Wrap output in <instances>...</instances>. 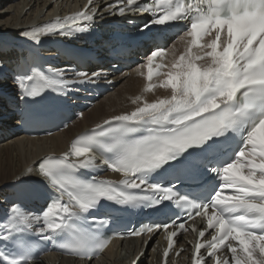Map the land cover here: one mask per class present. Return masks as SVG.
Instances as JSON below:
<instances>
[{
	"label": "snow or ice",
	"instance_id": "6c2138e0",
	"mask_svg": "<svg viewBox=\"0 0 264 264\" xmlns=\"http://www.w3.org/2000/svg\"><path fill=\"white\" fill-rule=\"evenodd\" d=\"M93 3L87 0L82 10L62 21L20 30L17 39L28 42L27 56L9 55L0 44V106L2 85L10 79L15 92L8 105L21 125L52 122L56 106L42 103L50 93L62 98L75 86L98 79V72L45 67L35 51L43 37L88 33L99 10ZM107 11L121 17L147 15L139 25L129 21L138 34H151L154 26L187 28L180 37L187 41L186 48L161 83L171 88V95L141 103L137 97L130 113L113 116L90 134L78 136L59 158H41V187L33 195L43 204L32 213L23 211L19 200L7 201L0 223V264H31L36 253L26 241L32 233L43 241L71 235L74 250L91 258L108 240L77 225L103 227L106 220L92 215L102 201L154 212H163L175 201L186 216L131 230L139 236L163 227L165 258L174 238L188 230L182 221L195 213L206 220V228L193 245L191 264H207L208 259L213 264H264V0H116ZM213 31L214 39L200 43ZM118 39L119 34L108 42L114 58L126 53L122 43H114ZM164 55L163 46L147 55L149 80L168 67L153 64ZM69 73L72 79L66 78ZM105 167L123 178L95 175ZM81 171L89 174L81 177ZM170 226L176 230L167 231ZM209 230H214L211 239L201 242ZM224 249L230 255H218Z\"/></svg>",
	"mask_w": 264,
	"mask_h": 264
},
{
	"label": "bare ground",
	"instance_id": "6f19581e",
	"mask_svg": "<svg viewBox=\"0 0 264 264\" xmlns=\"http://www.w3.org/2000/svg\"><path fill=\"white\" fill-rule=\"evenodd\" d=\"M82 0H18L15 2L3 1L5 5L0 7V35L16 34L24 30L32 23H37L58 13H65L76 8ZM103 10V5H99ZM185 47L182 41L174 44L167 53L166 65L163 75L156 80L147 78L145 66L128 71V75L117 76V84L109 90L105 96L97 99L94 106L74 120L66 129L49 136L28 137L22 133H9L17 127L19 120H0V201L8 192L14 181L36 175L34 164L41 158L52 154H62L69 150L71 140L81 131L96 127L111 117L130 113L137 104L133 101L141 97L143 101L152 102L158 98L171 95L170 87H162L161 83L166 78L171 63L177 57L178 52H183ZM12 51L9 55H12ZM149 84L152 85L149 92L146 91ZM0 115H2L0 113ZM114 176L112 174H107ZM190 238V235H187ZM165 241L156 236L141 260V264H162V251ZM179 245L186 251L179 257H170L168 264H186V255L192 252L189 241L185 237L180 238ZM143 240L141 238L114 240L102 252L101 256L91 260H78L73 257L61 256L50 253L43 256L34 264H131L141 251Z\"/></svg>",
	"mask_w": 264,
	"mask_h": 264
}]
</instances>
